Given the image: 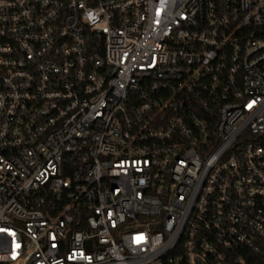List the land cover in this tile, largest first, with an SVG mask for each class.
Segmentation results:
<instances>
[{"label":"built area","instance_id":"obj_1","mask_svg":"<svg viewBox=\"0 0 264 264\" xmlns=\"http://www.w3.org/2000/svg\"><path fill=\"white\" fill-rule=\"evenodd\" d=\"M0 264H264V0H0Z\"/></svg>","mask_w":264,"mask_h":264}]
</instances>
